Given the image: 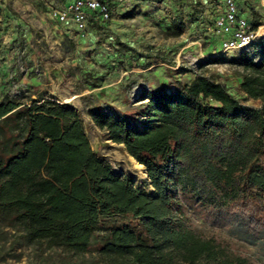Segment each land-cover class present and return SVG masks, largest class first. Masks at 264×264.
Masks as SVG:
<instances>
[{
	"label": "trees",
	"instance_id": "trees-1",
	"mask_svg": "<svg viewBox=\"0 0 264 264\" xmlns=\"http://www.w3.org/2000/svg\"><path fill=\"white\" fill-rule=\"evenodd\" d=\"M174 34L181 35L182 28ZM259 55L255 61L244 54L236 63L242 69L241 89L259 99L260 108L241 103L223 83L200 76L170 93L148 92L152 121L145 129L111 114L95 115L114 140L148 166L157 196L114 175L91 149L68 103L1 102L4 127L24 116L26 130L22 137L10 128L3 134L9 149L0 151V205L27 229L31 241L83 249L105 218L123 214L139 223L114 228L104 250L129 264H190L200 257L247 264L232 248L173 220L178 194L171 188L172 182L180 183L191 199L214 207L228 204L264 227V41ZM208 98L220 104L205 102Z\"/></svg>",
	"mask_w": 264,
	"mask_h": 264
},
{
	"label": "rangeland",
	"instance_id": "rangeland-1",
	"mask_svg": "<svg viewBox=\"0 0 264 264\" xmlns=\"http://www.w3.org/2000/svg\"><path fill=\"white\" fill-rule=\"evenodd\" d=\"M71 1L0 0V103L36 106L45 99L68 103L96 156L109 164L114 175L130 178L143 194H159L148 166L124 142L114 140L108 128L98 124L96 114H111L127 120L132 128L145 129L152 121L148 92L170 93L200 76L223 83L241 103L260 108L261 101L241 89L242 69L236 60L247 54L259 61L264 35L249 49L224 50L216 26L223 0H107L113 11L110 19L91 15L83 35H78L74 24H62L50 12ZM236 1L253 27L255 21H263L259 0ZM177 26L181 35L174 34ZM204 101L220 104L213 98ZM25 120L24 116L11 119L8 128L22 137ZM7 129L0 119V151L9 149L2 140ZM133 158L144 165L148 178ZM3 180L0 177V183ZM172 184L178 194L173 220L232 248L247 264H264V227L228 204L207 205L186 196L180 183ZM260 202L264 205V199ZM9 214L0 205V264H129L104 247L121 223H139L123 214L107 217L89 244L79 249L67 242L31 241L27 229ZM190 264L224 263L200 257Z\"/></svg>",
	"mask_w": 264,
	"mask_h": 264
},
{
	"label": "built area",
	"instance_id": "built-area-1",
	"mask_svg": "<svg viewBox=\"0 0 264 264\" xmlns=\"http://www.w3.org/2000/svg\"><path fill=\"white\" fill-rule=\"evenodd\" d=\"M259 1L264 7V0ZM223 3L225 7L216 18V26L223 36V49H249L258 43L259 38L264 35V19L255 28L240 11L236 0H223ZM50 12L62 24H74L78 35L86 33L91 15L108 20L113 13L107 0H73L62 8H52Z\"/></svg>",
	"mask_w": 264,
	"mask_h": 264
},
{
	"label": "bare ground",
	"instance_id": "bare-ground-1",
	"mask_svg": "<svg viewBox=\"0 0 264 264\" xmlns=\"http://www.w3.org/2000/svg\"><path fill=\"white\" fill-rule=\"evenodd\" d=\"M133 160H134L135 164L139 166V168L142 167L144 169V175H145L146 178H148V175H147V172L145 170L144 165L140 164L135 158H133ZM143 182H145V181H143ZM148 183H150V182H148Z\"/></svg>",
	"mask_w": 264,
	"mask_h": 264
}]
</instances>
